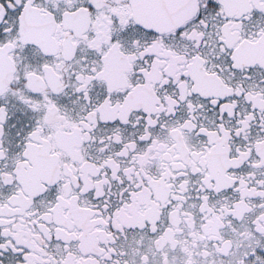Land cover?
Returning <instances> with one entry per match:
<instances>
[{
	"label": "snow or ice",
	"instance_id": "snow-or-ice-1",
	"mask_svg": "<svg viewBox=\"0 0 264 264\" xmlns=\"http://www.w3.org/2000/svg\"><path fill=\"white\" fill-rule=\"evenodd\" d=\"M0 264H264V0H0Z\"/></svg>",
	"mask_w": 264,
	"mask_h": 264
}]
</instances>
